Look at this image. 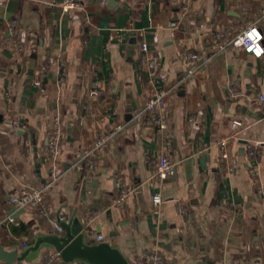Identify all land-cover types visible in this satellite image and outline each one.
Masks as SVG:
<instances>
[{
  "label": "crops",
  "instance_id": "0c3cea01",
  "mask_svg": "<svg viewBox=\"0 0 264 264\" xmlns=\"http://www.w3.org/2000/svg\"><path fill=\"white\" fill-rule=\"evenodd\" d=\"M68 1L79 7L65 12ZM252 24L264 35V0H0V242L22 251L75 215L131 261L158 249L167 264H264V56L220 50L211 38L230 41ZM10 29L22 53L7 43ZM143 43L162 58L156 80L140 64ZM51 57L66 63L64 78ZM159 87L168 91L164 134L140 116ZM56 115L63 142L53 170L40 153ZM101 133L111 137L105 153L92 169L79 167ZM166 155L177 173L160 181L154 165ZM117 178L131 191L121 207ZM55 179L50 219L9 208L22 189ZM155 194L165 200L157 210ZM54 253L43 248L15 264H60Z\"/></svg>",
  "mask_w": 264,
  "mask_h": 264
},
{
  "label": "built area",
  "instance_id": "2783aa9c",
  "mask_svg": "<svg viewBox=\"0 0 264 264\" xmlns=\"http://www.w3.org/2000/svg\"><path fill=\"white\" fill-rule=\"evenodd\" d=\"M65 12H70L79 7V4L75 1H68L62 5ZM212 41L214 45L220 49H226L228 46L232 45L235 48L243 51L244 53L250 55L253 58L259 59L264 56V35L257 24L250 25L243 32L238 34L232 40L228 41L227 38L220 33L211 34ZM7 43L18 53H22L24 48L21 45L20 38L16 36L12 29L6 39ZM139 61L142 68L148 73L149 77L153 80L158 79L162 72V58L159 56L152 55L150 53V48L148 44L143 43L140 46L139 51ZM184 57L187 60L196 61L195 55L186 50L184 52ZM50 64L60 65V76L64 78L66 76V63L61 59H56L54 57L49 58ZM197 70H190L188 73L189 77H196ZM45 89L42 88V92ZM231 95L233 97L237 96L234 88H230ZM168 91L166 88L159 87L146 101L143 110L141 112V117L144 123L148 126H155L158 131L162 134L166 133L169 129L168 120L165 116V108L167 106ZM259 101L264 108V95H261ZM236 126H240L241 122L236 121ZM122 126H117V130H121ZM111 137L107 133H101L96 139L94 144L85 152L82 162L77 164L79 167L84 164L87 168L92 169L95 162L101 158L105 153L107 147L110 144ZM62 142H63V123L60 115H56L49 127L47 132V143L41 149V159L45 164L50 166L53 170L56 169L61 154H62ZM229 139L221 142L220 145V155L219 160L224 163L229 158V152L227 149ZM249 155L255 157L258 155L257 149L249 147ZM177 173V165L174 163L169 156L161 157L154 165V176L160 180L164 181ZM251 173H255L252 169ZM56 179L51 181L42 189H22L17 195H14L9 200V208L21 210L26 208L33 209L40 219H50L53 213V205L51 200L47 196L48 190L53 186ZM118 184V194L114 200L115 206H123L126 202L127 197L130 194V189H128L121 179L117 178ZM165 200L161 194H155L153 196V205L155 210L159 209ZM181 214H186L185 207H181ZM10 224H17V220L14 216L9 215L6 220ZM90 222V221H89ZM55 231L62 232L61 227L56 223ZM86 238L90 242L96 244L104 242V237L89 230L85 227ZM264 239V231L261 235ZM23 248L27 247V243L23 242L21 244ZM61 261L58 253H54L51 256V262L59 263ZM135 264H167V261L161 251L158 249L148 250L143 255L138 257Z\"/></svg>",
  "mask_w": 264,
  "mask_h": 264
},
{
  "label": "water",
  "instance_id": "95a60500",
  "mask_svg": "<svg viewBox=\"0 0 264 264\" xmlns=\"http://www.w3.org/2000/svg\"><path fill=\"white\" fill-rule=\"evenodd\" d=\"M34 80V66L31 67L23 101L26 103ZM61 233L39 236L29 242L22 251H10L0 242V263L15 264L29 260L43 248L53 249L59 254L60 264H135L122 251L108 243H94L86 238L85 227L75 215L71 219H59ZM207 264V263H203Z\"/></svg>",
  "mask_w": 264,
  "mask_h": 264
}]
</instances>
